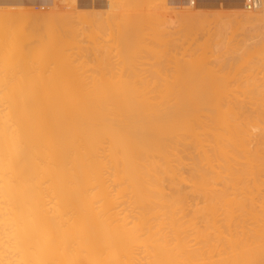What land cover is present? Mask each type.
<instances>
[{
  "label": "bare ground",
  "instance_id": "bare-ground-1",
  "mask_svg": "<svg viewBox=\"0 0 264 264\" xmlns=\"http://www.w3.org/2000/svg\"><path fill=\"white\" fill-rule=\"evenodd\" d=\"M9 1L12 2V0ZM27 1L30 2L29 0ZM113 1L110 0V2H112L113 4L114 3L117 4L118 0L114 2ZM123 1L124 3L126 2V5H123L124 3L122 4L123 6H125L124 8L129 9L130 5H127L129 4L127 3V1L129 0L126 1L120 0L121 3ZM208 1L210 3V0ZM246 1L247 0L229 1L230 2L229 4L233 5L232 6L233 8L240 10V13L238 12V14H236L237 11L235 13L233 12L235 19L233 18L232 13L229 12L231 13L232 20L234 19V21L235 20L239 21L241 23V27L247 26L252 29L261 26V28H264L263 27L264 0H261L262 1L261 7L258 9V10L261 9L260 12H258V10L257 12H249L246 9ZM6 2H8V0H6ZM11 2L9 4H11ZM15 2H17V0ZM18 2L16 4L21 5V3ZM46 2H50V1L47 0ZM72 2H74V0H72ZM110 2L108 3L109 6L111 7L112 4H110ZM130 2L132 3V0ZM162 2L165 1L162 0ZM218 2H220V0H218ZM101 3L99 6L103 4ZM133 3L131 6L134 7L137 5V4L133 5ZM136 3H138V1ZM42 4L45 3L42 2ZM120 4L113 5V8L115 9V6H118ZM143 5L141 4V8H143ZM199 5L197 7H199ZM230 5L228 6L230 7ZM90 6H89V10H91ZM97 7L98 6L96 5L95 7L96 11H98L100 8ZM102 7L103 5L101 6V8ZM183 7L184 6H182V8ZM186 7H190V5L189 6L186 5ZM18 8L20 7L18 6ZM113 8L111 11H115ZM103 9H101V11ZM135 9H137V7ZM89 10L88 13H85L88 14V16L90 14L92 15V10L91 13L89 12ZM182 10L180 12L181 18L179 16L178 19L180 20L183 19L181 21L182 24H184V22H189L188 26L190 25V22L193 24V22L195 21L196 24H194V26L195 25L198 26L196 28V31L199 27L200 28L203 27V26H199L198 23L199 19H200L199 20L200 25L201 24L204 25L205 21L207 24L208 21L210 22L212 20V19L209 20V18H207L208 16L205 18V16H203L204 13L202 14V12L201 14L197 13L198 10L195 11L196 13H194L193 10L196 9H193L191 11L193 13L191 14L190 13L187 14L185 11V15L182 16L181 14H184L182 13ZM205 10L206 9H204V11ZM96 11L93 10L94 18L99 12L98 11L96 13ZM177 11L178 10L176 9V12L175 11L173 12L177 13ZM80 12L81 11H79L78 15H82V16L85 15V14H81ZM94 12L96 13V15L94 14ZM27 13L23 12L24 16ZM63 14L69 15V13H63ZM74 14L75 13H73L72 16ZM100 14L102 15L103 12L99 13V15ZM178 14L177 16H174V18L178 17ZM4 15L7 16L6 13L3 14V16ZM75 15L77 16V14ZM99 15H97L96 17L101 18L103 20L104 17L103 18L99 17ZM116 15L114 16L115 20L117 17ZM222 15H224V13ZM136 16H134V18H136ZM144 16L150 18L149 14H145ZM224 16L226 17V14ZM227 16L230 18V15ZM15 17L16 16H14L13 19H15ZM203 17L204 19L202 20ZM68 18L70 19V17ZM143 18L141 19L143 20ZM31 19L35 20L34 16ZM90 19H92V17ZM111 19L114 20V18ZM81 20L82 19H80L79 21ZM96 20L102 21L100 19H95V23L94 22L93 23L96 26L98 25V27L95 26L96 27L95 31L97 28L101 27V25H104V20H103V24L98 23L99 21L97 22L98 24H96ZM169 20L173 22L174 19L173 20L169 19ZM148 21L150 23V20ZM220 21L221 20L217 22ZM64 22L65 23H63L62 21L61 23L65 25L64 27H67L69 21L67 22V20H64ZM158 22L159 21H157V23ZM226 22L228 24L229 22H231V25L230 26L227 25V28L228 26L229 27L234 26L233 21L227 20ZM20 23L22 22L20 21ZM121 23H123V20L121 22L120 19V24ZM137 23L139 24V22ZM92 24H89V27L90 26L93 27L92 30L90 31L88 30L89 33L94 31V26ZM224 24L220 25L222 26L220 28L219 25L217 26V28L215 26V28L218 29L217 34L219 33L218 34L219 40H221L222 39L221 37L225 35L224 33H227L226 31L228 32L233 31L232 29L235 28L234 26L230 30H227V28L225 27L226 25ZM70 25H68V27L72 28V26ZM84 25L86 24H83V26ZM154 25L156 27L155 29H157V25L156 24ZM179 25L181 24H178V26ZM211 25L214 24H210L208 25V27H210ZM24 26H26V23ZM31 26L34 25L32 24ZM80 26H82V23L80 24ZM83 26L80 29L81 30L80 33H82ZM110 26L113 27L114 25H110ZM148 26H151L152 28V24H149ZM184 26H186V24H184L183 27ZM19 27L21 28V26ZM124 27L125 29L129 28L126 29L127 34L129 35H127L125 31H124L125 33L123 32L124 35L123 33L121 35L120 32L117 33H119L118 35L122 36L123 38L126 35V38L124 39L127 40L126 42L127 45H130L131 47H129L130 49L127 47H121L123 49L120 51L124 53L126 48L127 53L130 52L132 53L131 50L132 46L136 43L133 46L134 48L133 53L135 54L133 53L127 54L126 52L124 53V55L121 54L122 57H124L127 54V56L125 57L130 58L131 60L125 57L124 58L126 59V61L127 60L131 61L132 64V62L135 63L134 61H136L137 59V57L135 59L136 53L138 52L137 54H141V56H143L142 51L144 52L145 50H142V48H140L141 51L139 52L138 50L140 49H138L137 47L136 48L137 51L135 52L136 50L135 46L136 45L140 46L138 45L139 43H141L140 37L138 38L137 35V38L139 39V42L137 43L136 41L137 39L135 38L136 35L134 37L133 36L134 32L130 30V28L133 29V27L127 25H125ZM160 27L163 26H159L158 29ZM208 27L207 26L205 27L204 25V27L201 30L203 31L205 30V28H207L206 29L207 31ZM60 28L62 29V27ZM147 28L149 29V27ZM171 28H174V26ZM186 28L188 29L187 26ZM200 28L198 29V32L200 31V34L198 35L199 38L201 35V38L203 39L204 37H202V35L206 36L207 34L206 33L202 34ZM119 29H120L119 31H121L122 29L121 26H119ZM114 30H117V28ZM136 30L138 33V29ZM153 30L151 31L155 33V31ZM179 30L180 29H178L177 32H180ZM209 30H214V26L213 29H209ZM239 30L240 28L238 29V31ZM34 31L35 33H37L36 31L38 30H32V33ZM71 31L69 32V34H67L66 36L67 38L69 37L72 38V36L74 37L76 35V34L74 35V33L77 32L78 30H76L74 33H72L74 29L72 32ZM159 31H161V28L159 29ZM101 32L102 31L100 30V33ZM38 33L40 34V31ZM70 33L72 35H70ZM80 33L78 34L80 35ZM92 33L94 34V32ZM97 33L95 34L97 35ZM169 33L171 34V32ZM65 34L66 33L64 32L63 35L61 36L65 37L64 36ZM101 34L103 36V34L105 33H101ZM144 34L145 33H143V35ZM215 34L216 33H214L213 37L212 36L211 37L216 40L215 36H217V34L216 35ZM90 35L89 37L94 36V35L91 36ZM179 35L180 34H178V36ZM183 35H184V31H183ZM191 35H193V31ZM40 36L38 37V35L36 34L37 37L36 40H42L41 42H43V40H45V36L44 39H40ZM81 36L83 37V34ZM81 36H77V37H80L81 39ZM148 36L150 35L148 34ZM157 36H160V34ZM171 36L172 35H170V38ZM36 37H34V35L33 37L31 36V38H36ZM101 37L100 40L102 39ZM104 37L105 38L109 37V34L108 36H104ZM122 37H119L121 43L119 41L118 44L120 43L121 45H123V43L126 41V40L124 41ZM133 37L135 38V41L132 39ZM94 38L92 39L95 40ZM150 38L153 37L150 36ZM154 38H156V36H154ZM173 38H174V34H173ZM199 38H195V40L197 41V39L199 40ZM80 39L79 42H81L82 40L84 41L86 40L85 37L84 39L82 38V40ZM106 39L107 41L109 40L108 38ZM147 39H144L143 45L145 44L146 42L145 40ZM71 40L74 39L72 38ZM71 40L68 39V41ZM207 40L211 42V38H208ZM32 41L34 40L32 39ZM74 41H75L74 48H77V51H79V49H81L82 47L78 46V44H77L78 47H75L76 43L78 42H76V40ZM86 41L84 43H86L87 45L88 44L87 42L90 40H88L87 42ZM102 41L103 40H101V42ZM104 41L107 42L105 39ZM129 41L130 42L133 41L134 44L132 43L131 45ZM178 41L179 40H177V42ZM196 41L195 43H198L201 40L198 42ZM203 41L204 39L201 42ZM28 42L27 44H25V46L30 44V42L29 43ZM39 42L40 41H36V45L38 47H39ZM91 42H90V46H91ZM95 42L97 43L96 40ZM105 42H103V44ZM108 42L106 43V45L108 46V44H110L109 45L110 50L107 48V46H106V50L107 52L109 51L110 53H112L111 51L113 44L111 43L113 42H110V40ZM152 42L155 43V40ZM152 42L151 44H153ZM170 42H173L174 44L177 43L172 40H170ZM182 42L185 41L182 40ZM212 42L214 43L216 41L212 40ZM219 42L220 41H218V43ZM185 43H182V45L186 49L187 45H185ZM98 44L100 45V41ZM229 44L226 46H229ZM9 45L11 46L12 44ZM143 45L142 47L144 49L145 45L144 46ZM157 45L159 46V44H156V46ZM194 45L193 44L191 45V47L194 46L193 48H191L193 50L197 46L196 44ZM211 45L213 46V44ZM43 46L44 45H42L41 48ZM156 46H154L155 52L154 50L151 51L147 50L146 48H148V46L147 47L145 46L146 47L145 49L147 50L146 53L148 55L150 54L151 56H153L155 53H157ZM212 46L210 47L213 48ZM100 47L103 50L102 44L100 45ZM118 47L120 48V46ZM163 47L164 45L161 47V49H164ZM175 47L171 46L170 48H168L169 49L168 51L175 50ZM210 47L206 49H209ZM214 47L216 53L218 54L220 53L219 57L224 54V50L223 51L221 50V43L219 45H215ZM90 48H85V49L87 50ZM115 48L118 50L117 47ZM9 49L10 52L8 50V47L5 48L6 52H9L7 53L8 56H5L4 53L3 55L2 54L0 55L2 57L5 56V58L9 57L8 59L10 61L11 59L14 60L13 61L14 64L15 59L17 58L19 59V57H17L15 49H11L10 47ZM85 49H81V51L82 50L85 51ZM93 49L94 48L92 47V50ZM116 49L115 51H117ZM176 49H178V47ZM188 49L189 51L191 50L190 48ZM247 49H249V47H247ZM2 50H0V52ZM28 50H30V48ZM41 50L42 49H40V51L37 52H41ZM106 50H104V54L107 53ZM180 50L182 52L183 49ZM193 50L192 52L193 54H195L194 57L198 56L199 53H201V52L199 53L197 52L196 54L195 52L199 50V47L197 50L196 49L194 51ZM11 51H13L12 56L10 54ZM152 51L154 52V54L151 53ZM172 51L165 53V55L167 56L166 57L167 61H165L166 66L161 65L162 59L161 60L159 59L162 57V55L164 56V53L162 51L161 52L163 54L162 53L159 54L160 53L159 52L158 56H156L158 59L155 58L156 54L154 55V57H152L155 58L154 59L155 65L158 64L159 60L161 61L159 62L160 65L159 64H158L159 66L157 65L158 73L160 66H163L164 68L163 70L166 71L165 67H167V63L169 64L168 59L172 56L173 53ZM183 51H184L183 56H185L186 54L185 50ZM221 51L223 52V54L221 53ZM88 52L86 51V54H88ZM94 52H93V56L96 53ZM20 54H22V52H20ZM24 54L25 53H23V55ZM44 54L42 55L43 57L45 56ZM57 54L59 55V53ZM96 54L95 56L98 58L99 54L98 53ZM113 54H115V52L112 53L111 55L112 59H114ZM31 55L33 56L34 54ZM31 55L27 57L29 58ZM38 55L40 56V53ZM10 56L13 58H15L16 56V58L13 59ZM35 56L36 55H34V57ZM83 56L85 55L82 54L81 56L80 54H78V57H73V58L75 59L79 57L82 58ZM86 56L88 59L91 55H89V57L88 55ZM116 56L118 57L119 55ZM173 56L175 58L173 60L179 58V57H175L177 55L173 54ZM249 56L250 55L248 54V57ZM253 56H255V54ZM144 57L148 59L147 56ZM45 58H43L45 60L42 59L43 61L41 62V60L40 59L38 60L37 57L38 63L41 62L40 65H38L37 61L35 60L36 65L38 67L40 66L38 70H34L32 65L30 66L31 68L29 66L26 67L27 64L25 63V65H23L22 64L23 62L20 61V63L22 64L21 66L25 67L26 68L25 70L28 69L30 71L29 73H24L23 76L21 75L22 77L20 79L19 84L17 85L14 84L17 83L18 81L14 79V77L17 76L16 75L17 69L16 71L14 70L16 68L15 66L17 67L19 66V63L17 65L16 63L17 61H16L15 62L16 64H14L15 66L11 65V68L14 69L10 68L11 71L10 73H8V75H12V74L13 75L9 79L8 75H7L8 78H5L6 73L8 72L5 71L8 64L5 65L6 62L3 61L6 59L2 58L1 60L3 61L0 60L1 64L5 65L2 66V69L6 72L4 73L3 71L4 73L3 78H2V73L0 75V264H264V107H263L264 104H262L264 102V101L262 102V100H264V97L260 94L261 99L262 97L263 99L262 100H260V98L257 99L258 101L259 100L261 101L258 102V104L260 103L262 105L261 106L259 104L261 106L260 109L259 107H254L256 105V104L254 105V103H256L257 101L253 102L252 97H254V93L258 92L256 91V89H255L256 92H254L253 91L254 89H252L253 93L252 92L250 93L249 91H251V89H249L248 87L246 88L245 82L242 83L245 84L244 88L248 90V91L246 89H245L246 91L242 90L241 92L242 95L244 94L245 97L246 96L248 97V94L250 93L252 97H250L251 95L249 94L248 100L252 98L251 101L253 104L251 103V101H248L246 99L247 97L245 98L243 96L246 99V101L249 102V104L247 105L250 106H247L245 102H240L238 106L237 102L241 98L238 97V99H235L237 98V95L239 96V94L237 92L236 95L235 93L236 89L234 85H233L234 86L233 91L236 96L233 95V93H232V97H230L231 95H229V92H231L229 90L230 89L232 90V88H229L232 85V81L230 83L231 79L228 80L229 76L228 75L225 76V74H228V71L226 73L225 70H223V67H221L222 70L224 71V74H220V75H223L224 78L225 77L227 78V79L225 78L224 80L222 76H219L222 77L221 78L222 80H224L222 82L216 80L217 77L216 78L214 76L211 77L212 75H215V73L213 74V70L211 72L210 71L211 68L209 69V67L214 68L215 65L208 67L209 64L208 62H211L212 59L211 61H208L206 63L204 62L205 61L204 59V61L202 62L205 63L207 66L206 65L203 66L204 64H202L200 67V69L202 67H203L202 69L206 67L207 71L209 69V72L211 74L209 73L208 75L210 76L207 75L208 72L205 70L203 71L201 69L202 71L200 70H198L199 72L197 71L198 67L202 63L201 61L199 66L198 65L193 66L195 68L197 67L196 69L194 68L193 69L196 70V72L201 73L200 75L201 77H203V78L200 77L201 79L199 78L200 82L198 86L200 87V83H202V81L203 83L206 82L204 83L206 86L209 85L208 87L203 89L205 85L203 86L202 85L203 83L201 84L202 87L200 88H202L201 90H204L205 92L203 91L198 92L196 86H193L195 88L191 87V85H193L192 83H194L195 81H197L198 83L199 80H196L197 74L194 78L195 80L192 78L194 82L193 81L191 82L190 81L191 79H188L191 77V76L189 77L188 75L190 73V69L192 66L189 64L190 63L188 61L189 57L188 59H186L187 61L185 62H189L186 65V66L189 65L188 66L189 72L188 69H186L188 75L187 73L185 74L186 76L181 75L183 79L180 76H179L180 78L178 79L175 77L177 80L181 79V82L183 83L187 79L186 87L184 85L185 83L184 84L181 83L183 86L180 83H178L181 86V92H180L179 91L180 89L177 85L175 86H177L178 91L170 87L169 89H173L174 91L173 90L167 91L165 86L168 85L172 87V84L171 85L168 84L169 79L166 80L164 78L165 74L168 73V72L165 73V71L163 72L164 77H161L164 79V81L163 79L160 78L161 75L159 76L158 73L156 74L159 76L160 80H162L161 82H163L162 83L163 85L165 82H167L164 85L166 91L165 90L156 91L155 88L154 90L152 89L145 90L146 88H148L146 87L147 83L146 84L144 83L145 84L144 90L140 89L139 88L140 85H136V84L137 83L139 84L138 81L141 80L142 81L140 83L142 84L145 76H143L142 78L140 77L139 80L138 77L139 72L137 73L132 71L134 70L132 68L136 67L137 71L138 69H142L143 64L147 62L148 64L150 63L147 60L145 63L141 61L142 65H140L141 64L139 63L140 61L137 60L139 64L135 63L136 66L134 64L131 65L129 61H127V64L131 66L130 68L126 67L127 66L126 63L124 64V69L125 68L130 69L132 72L131 71L130 72L127 71V72H129L132 76L134 73V76L138 78V81H136L137 83L135 84L137 86V89L135 88V85H133L135 89H131L132 84L135 83V81L132 80L133 83L126 84L125 81L127 83L131 82L127 80H131L132 77L129 73H127V75L125 73V75L129 77V79L125 80L126 78L123 75L124 74L123 69L120 70H122L121 72H123L121 74L123 75L122 79L124 78V80H122L121 83L117 81L118 82L117 84L116 81L113 82L115 79L113 80L111 77L113 83H110L111 85L108 83L107 85L105 83V79L103 80L101 79V77L99 78L98 76L99 74H97L98 70H95L97 68L95 69L93 68L94 64L93 66H87L88 65L87 61L90 58L84 63L82 62L84 61L83 58L82 61L80 60L81 61L80 64H82V66L86 62L87 65L85 64L82 67V70L85 69L86 71H84V73L83 72L79 73L77 72L79 71V69H81V65L78 64L79 62L76 63V66L78 64L79 69L77 67L73 69L74 67H72L71 64L73 62L74 63L77 62L78 59L72 61L70 60L71 58L69 59L68 57V64L72 61L69 64L70 67L63 66L61 68V71L63 72H59L60 74H58L59 68H57L59 66H56L55 68L52 66V69L54 68L56 70H49V67L51 66L50 64H52V62L49 60L48 55H46ZM99 58H102V56ZM107 58H106V62L108 61ZM141 58H139V60H142ZM181 58L183 59L184 57ZM213 58L215 59V57ZM8 59L7 61H9ZM125 59L123 60L122 58L123 60L122 64L126 62ZM170 59H169V61H171L170 65H172L174 61ZM216 60L213 61H215L218 64V67L219 65H222V62L219 64L218 63L219 60L218 61ZM66 61L67 60H63L62 63H66ZM91 61L90 63H92L94 60L92 62ZM155 61H157V63ZM179 61L180 60H178V62ZM178 62L175 61L176 65H174L175 64L174 63L173 66L176 67L175 69L178 68L182 69V66H180L181 62L180 63ZM224 63L226 62H223V64ZM47 64L49 66L48 70L53 71L50 77H48L50 72L45 69L47 68L46 67ZM97 64L99 66V63H96V65ZM152 64L153 63H151L150 65ZM232 64L231 66L228 67L229 72H230V67L232 69L230 74L232 73V71L233 72L236 71V69L232 67ZM245 64L248 63L246 62ZM137 65H140L141 68H139V66ZM86 67H89L90 69L88 68L86 69ZM147 67L150 68V66ZM225 67L227 66H224V69L227 70V68ZM253 67L254 66L250 67V69L246 68L248 73L250 70H254ZM146 69L147 68H145V70ZM168 69L169 67H167V71ZM173 69L174 67L171 68V70ZM215 69L218 68L216 67ZM45 70L47 72L42 74V72H44ZM100 70H102V68H100ZM219 70L221 71V72L219 71L220 73L223 72L221 69ZM37 71L39 72L37 73ZM102 71L104 72V70ZM178 71L184 74L185 69L174 70L173 72L176 73L177 75ZM76 72L79 74H76ZM85 72L89 73V74L87 73V75L89 76L91 75L90 78H88V76L86 77L83 76L84 74H86ZM173 72L171 73L174 74ZM192 72L195 74L194 71ZM203 72H205L206 74ZM256 72L258 71H256V66H255V73L253 71L255 76H257L256 74H258ZM262 72L264 71L262 70ZM135 73L137 74L135 75ZM140 73L141 75H145V73L143 74L142 72ZM160 73L163 74L162 72ZM193 73L192 75H194ZM45 74L48 76L46 77ZM92 74L93 75L97 74L96 76L99 78V81L102 84L99 83L98 78H95L96 76L92 77ZM200 75H198V77ZM205 76H208V78L206 79ZM240 76L241 79L244 78V76L242 78L241 74ZM91 77L94 79V82L91 83L92 85H96L98 83L97 85H101L104 87L102 88L101 86L96 85L93 86V88L91 89L90 88L87 89V85L88 87L90 86V81L88 79L91 80ZM136 77H134V79L137 80ZM11 78L14 81L13 80L11 81ZM71 78H73V80ZM83 78L86 79L84 80ZM168 78H170V76H168ZM204 78L206 79V81L204 80ZM7 80L9 83L7 82ZM66 80L69 82H66ZM74 80L76 81L73 82ZM87 80L88 83L86 82ZM160 80H158V82ZM172 80L170 78V81ZM226 80L229 81L230 85L228 84V82H226ZM246 80L244 78V81ZM259 80L261 81V79ZM119 81H121V79H119ZM151 81L153 82L152 79ZM188 81L191 82V84H188L189 83ZM212 81L213 84L211 83ZM216 81H217L216 83L217 86L219 84L220 85L222 84L221 86L219 85L218 88H221L222 86L226 88V89L224 87L221 88L223 92H221V89L219 91L217 86L216 87L214 86L216 85L214 83ZM70 82L72 83L70 86L71 87L75 86L76 88L75 87L69 88ZM254 82L251 81V83ZM82 83H85L86 88ZM103 83L107 85L106 86L107 88L105 87V85H103ZM114 83L116 87L118 85L117 88H114L115 86V85L113 86ZM151 83H149V85ZM224 83H227L225 84L227 86H225ZM124 84L129 86L131 85V88H126V86L123 87ZM187 84L190 87L187 86ZM263 84L262 85L260 84L261 87L263 86ZM82 85L83 88L81 87ZM111 86L113 87L111 88ZM253 86L255 87V85ZM122 87L123 89H120ZM187 87H189V90L186 89ZM210 87L212 89H210ZM214 87L218 89L217 90L218 92H216ZM138 88L140 90H138ZM209 89L210 91L211 90L212 91L208 92ZM224 91L225 92L227 91L228 93L227 92L225 93ZM243 91L246 93V95ZM257 94L259 95V93ZM226 95L228 96L227 100H226ZM260 95L257 96V98L260 97ZM228 98L229 99L231 98L232 101L230 100L228 102L229 100ZM225 100L227 102H225ZM233 101L236 104L232 103ZM240 101H243V98ZM243 103L245 104V106L243 105ZM247 107L248 108L252 107L255 110L251 108L252 111H250L251 109L249 108L248 110Z\"/></svg>",
  "mask_w": 264,
  "mask_h": 264
},
{
  "label": "rangeland",
  "instance_id": "rangeland-1",
  "mask_svg": "<svg viewBox=\"0 0 264 264\" xmlns=\"http://www.w3.org/2000/svg\"><path fill=\"white\" fill-rule=\"evenodd\" d=\"M113 1V0H112ZM114 1H117V0H114ZM113 1V2H114ZM119 2H120V0H118ZM117 1V4H120L119 2ZM126 1V0H125ZM131 0H129V1H127V3H129V4H127V5H130V8H132V9H125L124 7L125 6H123V5H126V2L124 3V1L120 4V5H118V6H115V9L113 8V5H117V4H113L112 2H110V0H84V2L85 3H87L85 6H82V5H80V0H74V2H72V0H60V5L57 7H54V8H51V9H48L47 10V8L46 9H40V10H35V9H26V10H24L23 12L24 13H27L28 11V13L27 14H25V16H24V14H23V12H22V10H12V9H0L1 11H0V50H2V48H3V52L1 51L0 52V54H2L3 55V53H4V55L5 56H8V54L7 53H9L10 52V49H9V47L11 48V49H15V52H16V55H17V57H19V59L17 58V59H15L16 58V56H15V58H13V57H11L12 56V54H13V51H11V58H13V59H15V62L17 63V65H18V63H19V66L17 67V66H15L14 64H16L15 62H14V64H13V61L14 60H12L11 58V61L8 59L9 57H6L5 58V56H1L0 55V58L2 57L3 59H6V60H1V61H3V62H6V64L5 65H7V67H6V72L2 69V66H5V65H3V64H1V61H0V75H1V73H2V78H3V76H4V73H6V77L5 78H8L7 77V75H8V73H10V71H11V69H14V68H11V65H14L16 68H15V70L14 71H16V69H17V73H16V75L17 76H15L14 77V79H16V80H18L17 81V83H14L15 85H17V84H19V82H20V79H21V77L23 76V74L24 73H29V71L30 70H25L26 68L25 67H23V66H21L22 64L23 65H25V63L27 64L26 65V67L27 66H31L32 65V67L34 68V70H38V68L40 67H38L37 65H36V61H37V63H38V60L40 59L41 60V62L43 61V60H45L46 58H45V56L46 55H48L49 56V60L52 62V64H50L51 66L49 67L48 66V64H47V68H45L47 71H49V70H56V69H54L56 66H59V67H57V68H59V71H58V74H60L59 72H63V71H61V68L63 67V66H66V67H68L69 66V64L72 62V61H74V60H77V62H73V63H71L72 64V67H74L73 69H75L76 67L79 69V66H78V64H80V62L82 61V58L84 59V61H82L83 63L85 62V61H87L89 58V60L91 61L92 59L94 60H92L91 62L92 63H90V61L88 60L87 62H88V65L87 66H93V64H94V66H93V68L95 69V68H97V69H95V70H98L97 71V74H99L98 76H99V78L101 77V79H105V83L108 85V83L110 84V83H113V82H115L116 81V83L118 84V82H122V80H124V78L122 79V77H123V75L125 76V80H127V79H129V77H127L126 75H127V73H129L131 70L130 69H127V68H125L124 69V64L126 63L127 64V61H129V60H131L130 58H127V57H125V56H127V54H130L131 52H130V50H129V52L130 53H127L126 51V48H125V52L127 53L124 57L125 58H127V59H129V60H127L126 61V59L124 58V57H122V55H124V53L122 52V51H120V50H122L123 48H121V47H127V48H129V47H131L130 45H127V40L126 39H124V38H126V35H125V37L123 38L122 36H120V35H118L119 33H117V32H120L121 33V35H122V33L125 31L126 32V34H127V31H126V29H129V28H126L125 29V25H127V26H130V27H133V29L132 28H130V30L131 31H133L134 33H133V36L135 37V35H136V41H137V43L139 42V37H140V42L142 43H139L138 45H140V46H135V49L138 47V49H140V48H142V50H145L144 52L142 51V54H143V56H141V54H137L136 53V55H135V59H136V57H137V59H136V61H134L135 63H138V61H140L139 63H141L140 65H142V62L141 61H143V63H145L146 62V60L147 61H149L150 63L148 64V62L147 63H145V64H143L142 65V69H138V71H137V69H136V67L134 68L133 66L135 65L136 66V64L135 63H133L132 62V64H134L132 67V69H134V70H132V71H134V72H139V75H138V77H139V80H140V77L142 78L143 76H145L144 77V79H143V82H142V84L140 83L141 81H138V78L136 77V76H134V73H133V76L131 75V80H127V81H131V82H129V83H127L126 81H125V83L126 84H130V83H133V81H135V83H133L132 84V88H131V85L129 86V85H125L124 84V86L123 87H125L126 86V88H131V89H137V86L136 85H140L139 86V88L140 89H145V87H144V85L146 84V87H148V88H146L145 90H154V88H155V90L157 91H161V90H165V87H166V89H167V91H169V90H177L178 91V89H177V86L179 87V91L181 92V86L178 84V83H182V84H184L185 85V87H186V81H187V79H186V81H184V83L183 82H181V79H179V80H177L178 78H182L183 79V75L184 76H186L185 74L187 73V75H188V72H189V69H188V66H186L189 62V64L192 66L191 67V69H190V73H189V77L190 78H188V79H191L190 81L192 82H194V78H195V76H196V74H197V76H196V80H199V78L201 77V73H198L199 71L198 70H200V71H207L206 70V67H204V69H200V67H201V65L202 64H204L203 66H205L206 64V62H208V61H211V59H212V61L211 62H208L209 64H208V67L209 66H214L215 65V67L213 68V67H209V69H210V71L212 72V70H213V74L215 73V75H212L211 77H217V79L216 80H218L219 82H222V81H224L225 80V78H224V76L223 75H220V74H224V71L223 70H225V72L227 73V71H228V74H225V76L226 75H228L229 76V78H228V80L229 79H231L230 80V83H231V81H232V85H231V87H229V88H232V90L230 89L229 91H231V92H229V95H231L230 97H232V93H233V95H235V93H236V95H237V92H238V94H239V96L237 95V98H235V99H238V97L239 98H243V101H240L241 99H239L238 100V102H237V105L240 103V102H245V104L247 105V104H249V102H247L246 101V99L248 100V97H249V94L252 92V89H254L253 91L254 92H256V91H258L257 93H259V95L261 94L263 97H264V72H262V70L264 71V66H263V64H264V28H261V26H258L257 28H250V27H241V23L239 22V21H234V13L236 12V14H238V12L240 13V10L238 11L237 9H235V10H232V11H223V10H221V11H219V12H221V13H219V12H203V11H201V10H199V8L197 7V2H196V0H191L192 1V3H191V1L189 0H185V4H181L180 6H175V5H173V4H171V2H170V0H164L165 2H162V0H132V3H133V1H134V3H133V5H135V4H137L136 6H134L135 8L137 7V9H135L133 6H131L132 5V3L130 2ZM138 1V3H136ZM76 2V3H75ZM103 4H102V3ZM108 2H110V4H112L111 5V7L117 12V15H116V12L115 11H111L112 10V8L109 6V3ZM144 2V3H143ZM187 2V3H186ZM100 3L103 5V7L101 8V6H99L100 5ZM124 3V4H123ZM131 3V4H130ZM91 6H90V5ZM123 4V5H122ZM141 4L143 5V8H141ZM157 4V5H156ZM194 4V5H193ZM96 5L98 6L97 8H99V12L98 11H96ZM122 5V6H121ZM146 5V6H145ZM158 5H160V6H158ZM186 5L187 6H189L190 5V7H186ZM89 6H90V9L92 10V15L90 14L89 16H88V14H85V13H88V10H89ZM105 6V7H104ZM152 6V7H151ZM182 6H184L183 8H182ZM93 7V8H92ZM126 7H129V6H126ZM147 7V8H146ZM103 8H105V9H103ZM138 8H140V9H138ZM185 8H188V9H185ZM76 9V10H75ZM101 9H103L102 11H101ZM122 9V10H121ZM176 9L178 10L177 11V13H174L173 11H175L176 12ZM182 10V13H184V14H181L182 16L183 15H185V11H186V13L188 14V13H193V12H191L193 9H196V10H193L194 11V13H196L195 11H197V13H200L201 14V12H202V14L204 13V15L203 16H205V18L207 17V18H209V20H211L209 23L207 22V24H206V21H205V27L207 26L208 27V25H210V24H214V25H211L210 27H208V30L206 31V29L207 28H205V30H201L203 27H204V25L203 24H201L200 25V22H199V20H198V23H199V26H203L202 28H200V30H201V32H202V34L203 33H206L207 35L206 36H208V37H206V36H203L202 35V37H204L203 39H204V41L203 42H201L203 39L201 38V35H200V38H199V35L198 34H200V31L198 32V29H197V31H196V28L198 27V26H194V24H196V22L194 23L193 22V24L190 22V25L188 26V23L189 22H184V24H186V26L188 27V29L186 28V26H184L183 27V25L184 24H182V20L183 19H178L179 18V16H180V12H181V10ZM8 10V11H7ZM31 10V11H30ZM45 10V11H44ZM68 10H70V11H68ZM73 10V11H72ZM78 10V11H77ZM91 10H89V12L91 13ZM93 10L94 11H96V13L98 12V14L97 15H99V13H101V12H103V14H104V16H103V14L100 16L99 15V17H104V25H101V27H99V28H97L96 29V31H95V28L96 27H98V25L96 26V25H94V23H95V19H100V20H102L101 18H97L96 16V13L94 12V14L96 15L95 16V18L93 17L94 15H93ZM105 10V11H104ZM110 10V11H109ZM158 10V11H157ZM3 11V12H2ZM6 11V12H5ZM79 11H81L80 13L81 14H85V15H78L79 14ZM85 11V12H84ZM137 11V12H136ZM146 11V12H145ZM165 11V12H164ZM169 11H171V12H169ZM190 11V12H189ZM261 11V9L260 10H258V12H260ZM15 12V13H14ZM17 12V13H16ZM34 12V13H33ZM44 13V14H42V13ZM72 12V13H71ZM77 12V13H76ZM83 12V13H82ZM148 12V13H147ZM229 12H231L232 13V16H233V20H232V16H231V13H229ZM234 12V13H233ZM249 12H251V11H249ZM255 12H257V11H255ZM6 13V15L8 16H3V14H5ZM9 15H8V14ZM18 13H20V14H18ZM30 13V14H29ZM41 13V14H40ZM63 13H69V15L68 14H63ZM73 13H75V14H77V16L74 14L73 16H72V14ZM112 13H114V14H112ZM124 15H123V14ZM138 13V14H137ZM165 13V14H164ZM179 13V14H178ZM206 13V14H205ZM209 13V14H208ZM224 13V15L226 14V17L224 16V15H222ZM227 13H229V14H227ZM33 14V15H32ZM38 14V15H37ZM45 14H46V17H45ZM50 14V15H49ZM120 14H122V15H120ZM126 14V15H125ZM140 14V15H139ZM145 14H149V16H150V18L148 19L147 18V16H144ZM174 14V15H173ZM177 14H178V17H175L174 18V16H177ZM2 15V16H1ZM16 16L15 17V19H13L14 18V16ZM29 15V16H28ZM112 15H113V17H112ZM117 16L116 17V20H115V17L114 16ZM138 17H137V16ZM141 15H142V17H141ZM155 15H156V17H155ZM219 15V16H218ZM227 15H230V18L227 16ZM34 16V19L35 20H33V19H31L32 17ZM64 16H66V17H64ZM76 16V17H75ZM78 16H80V17H78ZM85 16V17H84ZM111 17V18H114V20L113 19H111V18H109V17ZM120 16V17H119ZM127 16H129V17H127ZM134 16H136V18H134ZM140 16V17H139ZM211 18H210V17ZM9 17H10V20H12V21H10L9 20ZM68 17H70V19L68 18ZM73 17V18H72ZM75 17V18H74ZM92 17V19H90ZM123 17H124V19H123ZM145 18V21L147 22H145L144 21V18ZM169 17V18H168ZM216 17H217V19H216ZM7 18V19H6ZM17 18V19H16ZM23 18V19H22ZM39 18V19H38ZM79 18V19H78ZM87 18V19H86ZM108 18H109V20H108ZM121 19V22H122V20H123V23H121L120 24V19ZM131 18V19H130ZM139 18V19H138ZM141 18H143V20L141 19ZM180 18H181V16H180ZM220 18V19H219ZM23 23H20V21ZM69 19V20H68ZM77 19V20H76ZM80 19H82L81 21H79ZM88 19H89V21H88ZM94 19V20H93ZM136 19H138V20H136ZM152 19V20H151ZM168 19V20H167ZM169 19H171V20H173V22L172 21H170ZM204 19V17L202 18V20ZM213 19H214V21H213ZM37 20H39V21H37ZM42 22H41V21ZM64 20H67V22H68V25H70V26H72V28H69L68 27V25H67V23H66V25H67V27L69 28H67V27H64L65 25L63 24V23H65L64 22ZM74 20V21H73ZM92 20V21H91ZM103 20L102 21H99V20H96V24H98V23H100V24H103ZM110 20H111V22H110ZM148 20H150V23H149V21ZM154 20V21H153ZM176 20V21H175ZM177 20H180V21H177ZM219 21V20H221L220 22H217V21ZM233 21L234 22V26H235V28H233L232 30L233 31H226L227 33H224L225 35H223V37H221L220 39L221 40H219L218 39V34H217V32H218V29H216L217 28V26L219 25V28L220 27H222V26H220V25H223L224 23V25H226L225 27L227 28V25H231V22H229V24L226 22V21ZM8 21V22H7ZM13 21H15V22H13ZM17 21V22H16ZM63 21V23H61ZM77 21V22H76ZM99 21V22H98ZM113 21H114V23H113ZM127 21H129V22H127ZM157 21H159L158 23H157ZM74 22V23H73ZM88 22V23H87ZM94 22V23H93ZM98 22V23H97ZM102 22V23H101ZM126 22H127V24H126ZM137 22H139V24L137 23V25H136V23ZM176 22H178V23H176ZM232 22V23H233ZM239 22V23H238ZM14 23V24H13ZM25 23H26V26H24L25 25ZM32 25H34V26H31L30 24ZM40 23H41V25H40ZM70 23V24H69ZM78 25H77V24ZM82 23V26H83V24H86V25H84L83 26V29L85 30H83L82 29V33H80L81 32V27L82 26H80V24ZM93 23V24H92ZM130 23V24H129ZM135 23V24H134ZM147 26V27H149V29L144 25V24ZM152 24V28H151V26H148L149 24ZM202 23V22H201ZM203 23H204V21H203ZM217 24V26H216V24ZM220 23V24H219ZM223 23V24H222ZM49 24V25H48ZM63 24V25H62ZM89 24H92L93 26H94V31H92V32H94V34L95 33H97V35L95 36L92 32H90L91 33V35H94V36H91L90 35V33H89V31L90 30H92L93 29V27L92 26H90L89 27ZM100 24H99V26H100ZM106 24H107V26H106ZM117 24H119V25H117ZM142 24H143V27H145V28H143L142 27ZM154 24H156L157 25V29H158V27L159 26H163V27H160L161 28V31H159V29H158V32H157V29H155L156 27H155V25ZM161 24V25H160ZM178 24H181V25H179L178 26ZM46 25V26H45ZM110 25H114L113 27L112 26H110ZM134 25V26H133ZM136 25V26H135ZM153 25H154V27H153ZM159 25V26H158ZM192 25V26H191ZM233 25V24H232ZM13 26H15V27H13ZM19 26H21V28L19 27ZM29 26V27H28ZM41 26V27H40ZM42 26H43V28H42ZM49 26V27H48ZM59 26V27H58ZM87 26H88V28H87ZM96 26V27H95ZM110 26V27H109ZM119 26H121V31H119L120 29H119ZM138 26V27H137ZM164 26H165V28H164ZM174 26V28H171V27H173ZM213 26H214V30H209V29H213ZM215 26H216V28H215ZM228 26V28H227V30H230L232 27H234V26H231V27H229ZM16 27H18V28H16ZM26 27V28H25ZM34 27H35V29H34ZM58 27V28H57ZM60 27H62V29L60 28ZM64 27V28H63ZM104 27V28H103ZM138 29V33H137V30L135 29ZM167 27V28H166ZM178 27V28H177ZM190 27V28H189ZM260 27V28H259ZM264 27V26H263ZM29 30H28V29ZM41 28H42V30H41ZM60 28V29H59ZM77 28V29H76ZM87 29V31H86V29ZM117 28V30H114V29H116ZM153 28H154V30H153ZM194 28H195V30H194ZM240 28V30L238 31V29ZM19 29H20V31H19ZM27 29V30H26ZM50 29V30H49ZM73 31V29H74V31L72 32L71 30ZM102 31L101 33H105V34H103V36H102V34L100 33V30ZM107 29H108V31H107ZM146 31H145V30ZM148 29V30H147ZM178 29H180L179 31L181 32H177V30ZM185 29V30H184ZM186 29H187V31H186ZM191 29V30H190ZM23 32H22V31ZM32 30H38V31H36L37 33H35V31L33 32V33H35V34H33L32 33ZM62 30L63 31V33L65 32L66 34L64 35L65 37H63V36H61V35H63V33H62V31L60 32V31ZM65 30V31H64ZM67 30H68V33H67ZM76 30H78L77 32H75ZM89 30V31H88ZM112 30H114V31H112ZM140 30H141V32H140ZM151 30H153V31H155V33L154 32H152ZM216 30V31H215ZM237 30V31H236ZM40 31V34H41V36H40V34L38 33ZM72 32V33H74V35L76 34L77 36H81L82 34H83V37L81 36V39H80V37H77L76 35L73 37L72 36V38L74 39V40H76V42H78V43H76V45H75V47H78V46H80V47H82L81 49H85V48H90V49H85V51H81V49H79V51H77V48H74V44H75V41L74 40H71L72 38H70L69 36V38H67L66 36H67V34H69V32ZM83 31H84V33H83ZM131 31H129V32H131ZM183 31H184V35H183ZM192 31H193V35H191L192 34ZM206 31V32H205ZM210 31H211V33H210ZM3 32V33H2ZM22 34H21V33ZM42 32H43V34H42ZM107 32H109V33H107ZM124 32V33H125ZM169 32H171V34L169 33ZM175 32V33H174ZM186 32V33H185ZM195 32V33H194ZM209 33V35H208V33ZM219 32H220V29H219ZM18 33H20V34H18ZM62 33V34H61ZM78 33H80V35L78 34ZM100 33V34H99ZM106 33H107V35H106ZM112 33H113V35H114V38H113V35H112ZM124 33H123V35H124ZM143 33H145L146 34V36H145V34L143 35ZM167 33V34H166ZM180 34L179 36H178V34ZM214 33H216L217 34V36H215V38H216V40L214 39V38H212L213 37V35H214ZM235 33V34H234ZM26 34H29V35H26ZM31 34V35H30ZM36 34L38 35V37L40 36V39H44V36H45V40H43V42H41L42 40H36L37 39V37H36ZM108 34H109V37H106V38H108L109 40H110V42H113V43H111V44H113V46H112V53H114L115 52V54H113L114 55V59H112V53H110L109 51L107 52V50H106V43L109 41H107V39L104 37V36H108ZM111 34V35H110ZM139 34H141V35H139ZM148 34L151 36V37H153V38H150V36H148ZM154 34V35H153ZM160 34V36H157V35H159ZM164 34V35H163ZM172 35L171 36V38H170V35ZM173 34H174V38H173ZM177 34V35H176ZM215 34V35H216ZM3 35V36H2ZM33 35H34V37H36V38H31V36L33 37ZM58 35V36H57ZM70 35H72L71 33H70ZM89 35L92 37V38H94V37H96V38H94L96 41H97V43L95 42V40H93L91 37H89ZM118 35V36H117ZM127 35H129V34H127ZM131 35V34H130ZM137 35H138V38H137ZM163 35V36H162ZM166 35V36H165ZM187 35V36H186ZM188 35H189V37H188ZM191 35V36H190ZM2 36V37H1ZM31 39V41H30V39L28 38V37ZM102 36V37H101ZM118 37V39H117V37ZM147 36H148V39H150V40H148L147 39ZM154 36H156V38H154ZM180 36H182V37H180ZM193 36V37H192ZM212 36V37H211ZM6 37V38H5ZM42 37V38H41ZM75 37H77V38H75ZM84 37H85V39L87 40H90V41H86L88 44L86 45V43H84L85 41L84 40H82V38L84 39ZM100 37L102 38L101 40H103L102 42H101V40H100ZM104 37V38H103ZM116 37V38H115ZM119 37H122L123 38V40L125 41L124 43H123V45H121L120 43H121V41L119 40ZM127 37H129V36H127ZM132 38L134 41H135V38ZM157 37H159V38H157ZM169 37V38H168ZM199 38V40L197 39V41L195 40V38ZM27 38H28V41L30 42V44H35L36 45V41H40L39 42V47L36 45H27V46H25V44H27ZM99 38V39H98ZM112 38V39H111ZM182 38V39H181ZM206 38V39H205ZM208 38H211V42L209 41V40H207ZM3 39H5V40H3ZM7 39V40H6ZM25 39V40H24ZM32 39L34 40V41H32ZM39 39V38H38ZM68 39L69 40H71V41H68ZM78 39V40H77ZM79 39L80 40H82L81 42H79ZM104 39L107 41V42H105L104 41ZM118 41H117V40ZM144 39H147V40H145L146 42H145V46L147 47L148 46V48H146L144 45H143V43H144ZM153 39V40H152ZM166 39V40H165ZM174 39V40H173ZM181 40L180 42L178 41L177 42V40ZM189 39V40H188ZM2 40V41H1ZM59 40V41H58ZM122 40V41H123ZM143 40V41H142ZM154 41L155 40V43L156 44H159V46H160V49H161V47L164 45V49H159V46L157 45L156 46V44L155 43H153L152 41ZM170 40H172V41H174V42H177V43H173V42H170ZM182 40H184L185 42H182ZM194 40V41H193ZM201 40V41H200ZM212 40H214V41H216L217 43H218V41H220L218 44L216 43V42H212ZM218 40V41H217ZM6 41V42H5ZM45 41V42H44ZM74 41V42H73ZM91 41H93V42H91ZM99 41H100V45L102 44V47H103V50H102V48L100 47V45L98 44L99 43ZM120 41V45L118 44V42ZM158 41H160V42H158ZM169 41V42H168ZM195 41L196 42H198V41H200V42H198V43H195ZM3 42V43H2ZM28 42V43H29ZM59 42H61V43H59ZM73 42V43H72ZM90 42H91V46H90ZM103 42H105L104 44H103ZM130 42V41H129ZM150 42V43H149ZM151 42L153 43V44H151ZM158 42V43H157ZM187 42H188V44H187ZM192 42V43H191ZM194 42V43H193ZM209 42V43H208ZM44 43V44H43ZM109 43V42H108ZM131 43V45H132V43H133V41L132 42H130ZM129 43V44H130ZM167 43V44H166ZM181 43V44H180ZM182 43H185V45H187V47H186V49L184 48V46L182 45ZM221 43V50L223 51L224 50V54H223V52L221 51V53L223 54V55H221L220 57H219V54L218 53H216V50H215V45H219ZM231 45H230V44ZM1 44H3V45H1ZM6 44V45H5ZM9 44H12L11 46L9 45ZM58 44H59V46H58ZM77 44H78V46H77ZM83 44H85V45H83ZM134 44V43H133ZM136 44V43H135ZM134 44V45H135ZM147 44V45H146ZM163 44V45H162ZM170 44V45H169ZM171 44H173V45H171ZM194 45V44H196L197 46L195 47V49L197 50L198 49V47H199V50L198 51H195L196 52V54H197V52L199 53V52H201V53H199V55L198 56H195L194 57V55L195 54H193V52H192V50L193 49H191V48H193V47H191V45ZM205 46H204V45ZM211 44H213V46L211 45ZM229 44V46H226V45H228ZM42 45H44L42 48H41V46ZM63 45V46H62ZM96 45V46H95ZM109 45L110 44H108V46H107V48L110 50V47H109ZM124 45H127V46H124ZM133 45V46H134ZM142 45L144 46V49H143V47H142ZM168 45V46H167ZM180 45H182V46H180ZM5 46V47H4ZM31 46V47H30ZM33 46V47H32ZM55 46V47H54ZM65 46V47H64ZM118 46H120V48L118 47ZM133 46H132V53H133ZM154 46H156V50H157V53H155L154 54V52H155V47ZM166 46V47H165ZM172 46V47H175V46H177L178 47V49H176L177 47H175V50H170V51H172L173 53H172V56L169 58L170 60H173V59H175L174 58V56H173V54L174 55H177V56H175V57H179V58H181V57H184L183 59H185V60H183L182 58L181 59H179V58H176V60H173L174 61V63H175V61L176 62H178V60H180L178 63H180L181 62V65L180 66H182V69H175L176 67L175 66H173V64L172 65H170V63H171V61H169V59H168V62H169V64L167 63V67H169V69H168V71H167V67H165V69H166V71L165 70H163L164 68H163V66H160V68H159V73H158V66L160 65L159 64V62H161V65H165L166 66V63H165V61H167V56L165 55V53H168V52H170V51H168L169 49L168 48H170V47ZM203 46V47H202ZM210 46H212L213 48H211ZM249 47V49H247V47ZM8 47V50H9V52H6V50H5V48H7ZM92 47L94 48L93 50H92ZM99 47V48H98ZM105 47V48H104ZM115 47H117L118 48V50L121 52H119ZM150 47V48H149ZM152 47V48H151ZM154 47V48H153ZM208 47H210L209 49H206V48H208ZM27 48V49H26ZM30 48V50H28ZM42 49L43 50V52H42V50H41V52H37V51H40V49ZM67 48V49H66ZM69 48V49H68ZM95 48H96V50H95ZM147 50H154V52L152 51L151 53H153L154 55H155V58L156 59H158L156 56H158V53L159 54H161L162 52L164 53V56L162 55V57H161V55H160V57L161 58H159L160 60H159V62H158V64H156L155 65V63H154V59L155 58H152V57H154V55L153 56H151L150 54L148 55L147 53H146V49ZM183 49V50H185V56H183L184 55V51L182 50V52H181V50L180 49ZM188 48H190L191 50L189 51V49ZM201 48H202V50H201ZM245 48V49H244ZM66 49V50H65ZM74 49H76V50H74ZM114 49V50H113ZM115 49L118 51H115ZM130 49V48H129ZM173 49V48H172ZM194 49V50H195ZM211 49H213V50H211ZM7 50V51H8ZM33 52H32V51ZM68 50V51H67ZM94 52V50H95V52L96 53H98L99 54V56H98V58L95 56V54H94V56H93V52ZM97 50H99V51H97ZM104 50H106V54H104ZM164 50V51H163ZM193 50V51H194ZM201 50V51H200ZM209 50V51H208ZM214 50H215V53H214ZM247 50V51H246ZM248 50H249V52H251V53H249L248 52ZM251 50H253V51H251ZM26 51H27V53H26ZM29 51H31V52H29ZM70 51H72V52H70ZM86 51L88 52V54H86ZM137 51V49L135 50V52ZM139 52L141 51V49L140 50H138ZM162 51V52H161ZM179 51V52H178ZM186 51H188V52H186ZM203 51V52H202ZM205 51V52H204ZM212 51V52H211ZM5 52H6V54H5ZM20 52H22V54H20ZM36 52V53H35ZM79 52V53H78ZM84 54L85 56H83L82 58H73V57H78V54H80L81 56H82V54ZM84 52V53H83ZM101 52V53H100ZM176 52V53H175ZM177 52H178V54H177ZM192 52V53H191ZM207 52V53H206ZM209 52V53H208ZM210 52H211V54H210ZM23 53H25L24 55H23ZM40 53V56L38 55V54ZM45 53V54H44ZM47 53V54H46ZM57 53H59V55L57 54ZM66 53V54H65ZM78 53V54H77ZM131 53V54H132ZM145 53V54H144ZM162 53V54H163ZM180 53V54H179ZM189 53H191V54H189ZM243 53H245V54H243ZM9 54V55H10ZM31 54H34V55H36L35 57H34V55L32 56ZM45 55L44 57L42 56V55ZM62 54V55H61ZM73 54H75V55H73ZM101 54V55H100ZM122 54V55H121ZM133 54H135V53H133ZM171 54V53H170ZM201 54V55H200ZM248 54L251 56V58H250V56L248 57ZM255 54V56H253ZM257 54V55H256ZM14 55H15V53H14ZM29 55H31L29 58L27 57V56H29ZM73 55V56H72ZM77 55V56H76ZM86 55H88V57H89V55H91L88 59H87V56ZM97 55V54H96ZM106 56V57H104V56ZM116 55H119L118 57L116 56ZM139 55V56H138ZM181 55V56H180ZM193 55V56H192ZM218 57V59H217V57ZM244 55V56H243ZM57 56V57H56ZM102 56V58H99V57H101ZM121 56V57H120ZM134 56V55H133ZM144 56H147L148 57V59L147 58H145ZM150 56V57H149ZM191 56V57H190ZM37 57H38V60H37ZM68 57H69V59L70 60H72L71 62H70V60H69V64H68ZM96 58L97 59V62H96V59H94V58ZM108 57V58H107ZM130 57V56H129ZM142 57V58H141ZM164 57V58H163ZM186 57V58H185ZM188 57H189V59H188ZM193 57H194V59H196V60H194L193 59ZM199 57H200V59H199ZM210 57V58H209ZM213 57H215V59L213 58ZM247 57V58H246ZM43 58H45V59H43ZM58 58V59H57ZM105 58V59H104ZM106 58H107V62H106ZM116 58H118V59H116ZM122 58H123V60L125 59V61L126 62H124L123 64H122ZM134 58V57H133ZM132 58V59H133ZM139 58H141L142 60H139ZM143 58H145V59H143ZM166 58V59H165ZM192 59V61H191V59ZM202 58V59H201ZM207 58V59H206ZM7 59L9 60V61H7ZM43 59V60H42ZM48 59V58H47ZM112 61H111V60ZM134 59V60H135ZM150 59H151V61H150ZM186 59H188V61L189 62H185V61H187ZM204 59H205V61H204ZM217 59V60H216ZM262 59V60H261ZM36 60V61H35ZM63 60H67L66 61V63H62V61ZM81 60V61H80ZM138 60V61H137ZM182 60V61H181ZM207 60V61H206ZM213 60H216V61H218V63L220 64L221 62H222V65H224V66H227V67H225V68H227V70L226 69H224V66H222V65H219V67H218V64L215 62V61H213ZM246 60V61H245ZM250 60V61H249ZM20 61L21 62H23L22 64L20 63ZM60 61V62H59ZM117 61H119V62H117V64H116V62ZM133 61V60H132ZM193 61H195V62H193ZM200 61L202 62V61H204L205 63H201L200 64ZM10 62H11V64H10ZM33 62H35V63H33ZM40 62V61H39ZM41 62L40 63H38V65H40L41 64ZM50 62V63H51ZM57 62V63H56ZM65 62V61H64ZM79 62V63H78ZM156 63H157V61H155ZM182 62H183V65H182ZM186 64H185V63ZM191 62H193V63H191ZM223 62H226V63H224L223 64ZM248 63L249 64V67H248V64H245V63ZM251 62V63H250ZM76 63H78L77 64V66H76ZM96 63H99V66H98V64L96 65ZM113 63V64H112ZM121 63V64H120ZM129 63L131 64V61H129ZM138 63V64H139ZM151 63H153L152 65H150ZM163 63V64H162ZM196 63H198V64H196ZM232 63H234V64H232ZM85 64H83V66L85 65ZM131 64V65H132ZM146 64H148V65H146ZM193 64V65H192ZM199 64H200V66H199ZM229 64V65H228ZM231 64H232V67H234L235 69H236V71H232V75L230 74V72H231V67H230V72H229V69H228V67L229 66H231ZM81 65V69H79V71H77V72H83L84 73V71H86L84 68V70H82V64H80ZM111 65H112V67H111ZM119 65V66H118ZM122 65V66H121ZM140 65H137V66H139V68H141L140 67ZM145 65V66H144ZM154 65V66H153ZM158 65V66H157ZM169 65V66H168ZM174 65H176V63L174 64ZM199 66L198 67V69H197V71L198 72H196V70H194V69H196L195 67H193V66ZM234 65V66H233ZM247 65V66H246ZM52 66L54 67L53 69H52ZM97 66V67H96ZM114 66V67H113ZM118 66V67H117ZM147 66H150V68L149 67H147ZM171 66H173L174 67V69L173 70H171V68H173V67H171ZM187 68H186V67ZM207 66V65H206ZM245 66H246V68L248 69H250V67H252V66H254L253 68H254V70H250L249 71V73H248V71L246 70V68H245ZM255 66H256V71H258V72H256V73H258V74H256L257 76H255ZM262 66V67H261ZM48 67H49V70H48ZM70 67V66H69ZM71 67V68H72ZM102 68V70H104V72L102 71V70H100V68ZM126 67H131V66H129V64H127V66ZM147 68L146 70H145V68ZM161 67H162V69H161ZM184 67V68H183ZM207 67V68H208ZM218 68V69H215V68ZM221 67H223V70H222V68ZM4 68V67H3ZM11 68V69H10ZM31 68V67H30ZM32 68V69H33ZM90 69L89 67H86V69ZM114 68V69H113ZM194 68V69H193ZM213 68V69H212ZM257 68H258V70H257ZM263 68V69H262ZM92 69V68H91ZM111 70L112 71V73H111V71H109V70ZM120 69H123V72H124V74L122 75L121 73H123V72H121L122 70H120ZM155 69H157V70H155ZM185 69V72H184V74H182V72H180V71H178V72H180V73H178L177 72V75H176V73H174L173 71L174 70H184ZM186 69H188V72H187V70ZM209 69H208V73H207V75L210 73L209 72ZM219 69H221L223 72L222 73H220L221 71L219 70ZM235 69H233V70H235ZM262 69V70H261ZM44 71V72H42V74L43 73H46L47 71ZM81 70V71H80ZM120 70V71H119ZM141 70H143V71H141ZM145 70V71H144ZM163 70V71H162ZM246 70V71H245ZM3 71H4V73H3ZM14 71H12V72H14ZM92 71V70H91ZM94 71V70H93ZM100 71H101V73H100ZM126 71V72H125ZM127 71H129V72H127ZM131 71V72H132ZM150 71V72H149ZM154 71V72H153ZM165 71V73L166 72H168L169 74L171 73V72H173L174 74H168V73H166L165 74V77H164V72ZM171 71V72H170ZM192 71H194L195 72V74L192 72ZM220 71V72H219ZM253 71H254V73H253ZM261 71V72H260ZM32 72V71H31ZM39 71H37V73H38ZM50 72V73H49ZM48 73H49V76L48 75H46L45 74V76L47 77H50V75H51V73L53 72V71H49ZM76 72V74H79V73H77ZM89 72V71H88ZM87 72V73H88ZM140 72H142V74L143 73H145V75H141V73ZM153 72V73H152ZM160 72H162L163 74H161ZM176 72V71H175ZM252 72V73H251ZM260 72V73H259ZM86 73V72H85ZM87 73L86 74H84L83 76H88V78H90V76L89 75H87ZM90 73V72H89ZM88 73V74H89ZM115 73V74H114ZM125 73H126V75H125ZM137 73H135V75L137 74ZM147 73V74H146ZM149 73V74H148ZM154 73H155V75H154ZM156 73H158L159 74V76H160V78L161 77H164L166 80H168L169 79V83L168 84H172V87L171 86H165L164 87V85H165V83H167V82H165L164 83V85L162 84L163 82H161L162 80H160V78H159V76L156 74ZM192 73L194 74V75H192ZM203 73H205V72H203ZM68 74V73H67ZM75 74V75H76ZM91 74V73H90ZM95 74V73H94ZM96 74V75H97ZM100 74H101V76H100ZM107 74V75H106ZM110 74H112V75H110ZM115 76H114V75ZM151 74V75H150ZM180 74V75H179ZM206 74V73H205ZM211 74V73H210ZM240 74L242 75V78H243V76H244V78H245V80L246 81H244V78L243 79H241V76H240ZM252 74H254V75H252ZM13 75V74H12ZM12 75H8L9 76V79H10V77L12 76ZM22 75V76H21ZM82 75V74H81ZM96 75H93L92 74V77L93 76H96ZM109 75V76H108ZM147 75V76H146ZM154 75V76H153ZM163 75V76H162ZM167 75V76H166ZM171 75H173V76H171ZM176 75V76H175ZM182 75V76H181ZM198 75H200L199 77H198ZM202 75H204V74H202ZM231 75V76H230ZM248 75V76H247ZM78 76V75H77ZM80 76V75H79ZM82 76V77H83ZM102 76H103V78H102ZM105 76V77H104ZM149 76H150V78H149ZM168 76H170V78H171V80H172V78H173V80L172 81H170V78H168ZM178 76V77H177ZM180 76V77H179ZM208 76H210V75H208ZM208 76H205V78L207 79L208 78ZM219 76H222L223 78H224V80H222L221 78L222 77H219ZM246 76V77H245ZM251 76H252V78H251ZM67 77V76H66ZM65 77V78H66ZM91 77V80L90 79H88L89 81H90V86L88 87V85H87V89L88 88H93V86H96V85H92L91 83H93L94 82V79ZM107 77V78H106ZM111 77H112V79L114 80L113 82H112V79H111ZM121 79V81H119V79ZM134 77H136L137 78V80L136 79H134ZM157 77V78H156ZM177 79H176V78ZM197 77H198V79H197ZM248 77H249V79H248ZM256 77V78H255ZM95 78H98L97 76L95 77ZM99 78H98V81H99ZM118 80H117V79ZM145 78H147V79H145ZM150 80H149V79ZM155 78V79H154ZM186 78V77H185ZM192 78L194 79V80H192ZM201 78H203V77H201ZM200 78V79H201ZM204 78V80L206 81V79ZM215 78H214V80H215ZM251 78V79H250ZM257 78H259V79H261V81L259 80V79H257ZM72 80H73V78H71ZM71 79H69V80H71ZM84 79V78H83ZM86 79V78H85ZM84 79V80H85ZM107 79H109V80H107ZM151 79L153 80V82L151 81ZM161 79H163V78H161ZM174 79H176V80H174ZM227 79V78H226ZM254 79V80H253ZM257 79V80H256ZM3 80V79H2ZM1 80V81H2ZM13 79L11 78V81H12ZM81 80V79H80ZM88 80L86 81L87 83H88ZM133 80V81H132ZM145 80V81H144ZM157 80V81H156ZM158 80H160L159 82H158ZM213 80V81H214ZM228 80H226V82H228V84H229V81ZM233 80H235V81H233ZM243 80V81H242ZM263 80V81H262ZM10 81V82H11ZM14 81V80H13ZM55 81V80H54ZM76 80H74L73 82H75ZM83 81V80H82ZM82 81H80V82H82ZM107 81V82H106ZM109 81H111V82H109ZM118 81V82H117ZM136 81H138L139 82V84L136 82ZM163 81H164V79H163ZM174 81H175V83H174ZM178 81V82H177ZM209 81V80H208ZM213 81L211 82L212 84H213ZM242 81V82H241ZM251 81L252 82H254V83H251ZM257 81V82H256ZM7 82H8V80H7ZM7 82H6V84H7ZM66 82H69V81H67L66 80ZM72 82V81H71ZM70 82V84H69V86L72 84ZM96 82H97V79H96ZM152 82V83H151ZM156 82V83H155ZM170 82H173V83H170ZM189 82V81H188ZM187 82V83H188ZM191 82H189L188 84H191ZM199 82H200V80L198 81V83H197V81H195L194 83H192L193 85H191V87L192 88H195V87H193V86H196V89H198V92L200 91V92H205L204 90H201L202 88H200V87H202V85L204 86L205 84L204 83H206V82H204L203 83V81H202V83H200V87L198 86V84H199ZM246 83V85L245 84H242V83ZM4 83V82H3ZM9 83V82H8ZM12 83V84H13ZM99 83H100V81H99ZM105 83H103V85H105ZM119 83V84H120ZM124 83V82H123ZM137 83V84H136ZM145 83V84H144ZM149 83H151L150 85H149ZM197 83V84H196ZM215 84L217 83V81L216 82H214ZM234 83V84H233ZM248 83V84H247ZM74 84V83H73ZM82 84H84V87L86 88V86H85V83H82ZM100 84H102V83H100ZM136 84V85H135ZM158 85V87H157V85ZM181 84V85H182ZM187 84V86H189ZM202 84V85H201ZM208 84H210V83H208ZM225 84H227V83H224V85ZM263 84V86L261 87V85ZM1 85H2V83H1ZM107 85H105V87L107 86ZM111 85V84H110ZM115 85V83L113 84V86ZM123 85V84H122ZM133 85H135V88H134V86ZM153 85H155V86H153ZM175 85H177V86H175ZM220 85V84H219ZM218 85V86H219ZM222 85V84H221ZM220 85V86H221ZM230 85V84H229ZM235 86V93H234V86ZM244 85L246 86V88L248 87L249 89H251V91H249L250 93L248 94V97L246 98L245 96H244V94L242 95V90H245L246 88H244ZM251 87V85H252V87L250 88L249 86ZM253 85H255V87L253 86ZM260 85V86H259ZM4 86V85H3ZM3 86H1V87H3ZM9 86H11V85H9ZM8 86V87H9ZM14 86V85H13ZM73 86V85H72ZM97 86H101V85H97ZM113 86H111V88L113 87ZM121 86V85H120ZM119 86V87H120ZM150 86V87H149ZM152 86V87H151ZM174 86V87H173ZM183 86V85H182ZM209 86V85H208ZM208 86H206L205 85V87L203 88V89H205L206 87H208ZM211 86V85H210ZM215 87L217 86V84L216 85H214ZM218 86H217V88H218ZM225 86H227V85H225ZM257 86V87H256ZM73 87H75V86H73ZM73 87H69V88H73ZM82 88H83V85L81 86ZM102 88L104 87V86H101ZM117 87H118V85H117ZM116 87V85L114 86V88H117ZM123 87L122 88H120V89H123ZM142 87V88H141ZM161 87H162V89H161ZM168 87V88H167ZM169 87L170 88H173V89H169ZM190 87V86H189ZM189 87H187L186 89H188L189 90ZM198 87V88H197ZM212 87H213V85H212ZM214 87V89L216 90V92H218L217 90L219 89V91H220V89L222 88V87H224V86H222L221 88H215ZM11 88V87H10ZM13 88H15V87H13ZM76 88V87H75ZM96 88V87H95ZM97 88H100V87H97ZM107 88V87H106ZM109 88V87H108ZM138 88V90H140ZM225 88V87H224ZM259 88V89H258ZM185 89V88H184ZM191 89V88H190ZM200 89V90H199ZM208 89V88H207ZM210 89H212L211 87H210ZM210 89L208 90V92L210 91ZM213 89V90H214ZM226 89V88H225ZM227 89H228V87H227ZM255 89H256V91H255ZM258 89V90H257ZM173 90V91H174ZM224 90V89H223ZM247 90V89H246ZM245 90V91H246ZM166 91V90H165ZM194 91H195V89H194ZM207 91V90H206ZM212 91V90H211ZM210 91V92H211ZM233 91V92H232ZM248 91V90H247ZM263 91V92H262ZM182 92H183V89H182ZM185 92V91H184ZM189 92H191V91H189ZM221 92H223L222 91V89H221ZM225 92V91H224ZM227 92V91H226ZM225 92V93H226ZM244 92V91H243ZM228 93V92H227ZM231 93V94H230ZM245 93V92H244ZM248 93V92H247ZM253 93V92H252ZM257 93H254V97H252V95L250 96V97H252L253 98V102H256V103H254V107H259V109H260V107L262 106L260 103V105L258 104V102H261L260 100H262L263 99V97H262V99H261V95H260V97H258L257 98V96H259ZM241 94V95H240ZM255 94H257V95H255ZM235 95V96H236ZM245 95H246V93H245ZM241 96V97H240ZM246 98H244V97ZM255 96H256V98H255ZM227 95H226V100H227ZM234 97V96H233ZM252 98H250V100H248V101H251V99ZM260 98V100L258 101L257 99H259ZM229 99V98H228ZM225 100V102H227ZM232 101V99L230 98L229 100H228V102L229 101ZM234 101H237V100H234ZM232 102V103H235V102ZM252 101H251V103H252ZM264 100H262V102H263ZM236 104V103H235ZM234 104V105H235ZM245 104L243 103V105L245 106ZM253 104V103H252ZM257 104H258V106H257ZM262 104H264V102L262 103ZM233 105V104H232ZM242 105V104H241ZM240 105V106H241ZM239 106V105H238ZM247 106H250V105H247ZM252 106V105H251ZM253 107V106H252ZM251 107V108H252ZM253 107V108H254ZM264 107V106H263ZM263 107H262V109H263ZM248 108V107H247ZM250 108V107H249ZM249 108H248V110H249ZM250 108V109H251ZM252 108V109H253ZM252 109L250 110V111H252ZM253 110H255V109H253Z\"/></svg>",
  "mask_w": 264,
  "mask_h": 264
},
{
  "label": "crops",
  "instance_id": "crops-1",
  "mask_svg": "<svg viewBox=\"0 0 264 264\" xmlns=\"http://www.w3.org/2000/svg\"><path fill=\"white\" fill-rule=\"evenodd\" d=\"M4 0H0V9L2 8V9H12V10H22V11H24V10H26V9H35V10H40V9H51V7L52 8H54V7H58L60 4V0H49L50 2H46L47 0H43V1H41V0H35V1H32V0H29L30 2H28L27 0H17V2L18 1H20V2H18V3H21V5L20 4H16L17 2H15L16 0H12V2H13V4H12V2L11 1H9L8 0V2H6V0L3 2ZM39 1V2H38ZM205 1V2H204ZM213 3H212V2ZM230 0H220V2H218V0H210V3H212V4H210L209 3V1L208 0H196V2H197V6L199 5V9L202 11L203 10V12H219V11H221V10H223V11H231V10H235V8H233L232 6L233 5H230L229 2ZM3 2V3H2ZM6 2V3H5ZM11 2V4H9ZM42 2L43 3H45V4H42ZM52 2V3H51ZM170 2H171V4H173V5H175V6H180L181 4H185V0H170ZM8 3V4H7ZM27 3H29V4H27ZM33 3V4H32ZM48 3V4H47ZM51 4V5H50ZM87 3H85L84 2V0H80V5H82V6H85ZM7 5V6H6ZM14 5V6H13ZM30 5H32V6H30ZM215 7H214V6ZM228 7V9H227V7ZM228 5H230V7L228 6ZM18 6L20 7V8H18ZM25 7V9H24V7ZM202 6V7H201ZM8 7V8H7ZM16 7V8H15ZM40 7V8H39ZM50 7V8H49ZM217 7V8H216ZM225 7V8H224ZM23 8V9H22ZM230 8V9H229ZM204 9H206L205 11H204ZM208 10V11H207ZM215 10V11H214Z\"/></svg>",
  "mask_w": 264,
  "mask_h": 264
},
{
  "label": "built area",
  "instance_id": "built-area-1",
  "mask_svg": "<svg viewBox=\"0 0 264 264\" xmlns=\"http://www.w3.org/2000/svg\"><path fill=\"white\" fill-rule=\"evenodd\" d=\"M261 0H247L246 9L251 12L257 11L261 7Z\"/></svg>",
  "mask_w": 264,
  "mask_h": 264
}]
</instances>
